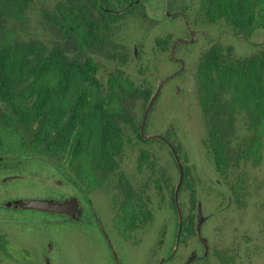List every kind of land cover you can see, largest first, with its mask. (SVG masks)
Returning <instances> with one entry per match:
<instances>
[{"label":"flooded vegetation","instance_id":"flooded-vegetation-1","mask_svg":"<svg viewBox=\"0 0 264 264\" xmlns=\"http://www.w3.org/2000/svg\"><path fill=\"white\" fill-rule=\"evenodd\" d=\"M31 1L33 0H0V46L17 44L16 39L26 35L22 33L25 32L22 21L19 29L8 25L7 21L12 14L19 17L20 12H23ZM191 1L65 0L44 14L43 24L53 28L62 38L71 40V44L66 48L47 47L41 38L31 42L40 46L41 55L48 56L51 52L59 50L68 63H81L86 69H93L95 72L94 81L87 78L83 82L87 93L83 104L84 114L89 121L91 108L98 104L97 108L108 121L109 127L88 128L86 135L91 131H119L120 139L116 145H102L111 151L109 158L106 154L99 153L93 154L96 158L92 159V145L89 143L78 146L73 144L70 148L72 136L78 131H72L68 144L59 148L60 146L54 143L43 142L38 128L28 130L25 125L19 127L18 131H14L20 137L16 140L12 137L9 127H0V264L230 263L228 258L212 246L211 230L204 226L209 219L211 222L219 219L233 204L235 184L224 188L220 178L216 177L217 185L221 183L220 188L215 189L218 203L216 209L205 213L199 200L195 211L190 209L184 214L180 193L187 172L177 147L166 139V116L162 129L164 133H150L147 127L151 111L163 89L175 97L183 94L179 77L185 71L187 63L179 51L180 48L189 47L197 38L202 37L205 43H209L205 50L217 45L222 49V57L228 62L249 58L255 54L264 58V41L257 42L252 39L257 27L264 28V18L262 24L252 25L248 30H240L225 22L223 23L226 26L222 28L216 25L220 20L206 16L203 0H197L195 6ZM61 5L66 7V15L59 11ZM262 12L264 15V11ZM176 19L182 23L181 27L185 32L171 38L170 21ZM154 24L160 25L159 29L162 31V34L155 37V41L158 46L157 55L163 59L162 63L166 69L161 70L154 55H149L148 61L155 81L150 84L144 80L141 82L142 86H137L128 73L125 61L130 55L137 62L143 60L137 37L144 33L146 27ZM139 25H143L141 30ZM209 28L220 31L213 34ZM190 29H194L195 34L193 40L188 42L184 39L189 38ZM225 35L248 43L250 49H253L252 53L235 55L233 46L220 43ZM178 37L183 40L177 43L173 57L171 50ZM127 44L131 45V48H125ZM180 44L183 46L179 47ZM202 54L195 69L201 110L199 62ZM29 60L34 62L32 57ZM181 60L184 61V67L176 72L182 65ZM155 66L158 68L160 80L174 74L163 82L142 128L148 100L158 84ZM105 69H109L107 75H103ZM262 75L264 78V72ZM117 76L122 79H116ZM92 87H98V96L91 94ZM172 87L175 89L171 90ZM192 87L191 83L190 88ZM225 92L226 90H223L216 96L209 118L217 129L216 138L222 142L220 146L227 157L220 161L216 159V145L212 144L209 131L206 141L214 170L220 175H229L234 163L229 154L228 135L232 123L238 114L244 113L249 122L252 118L251 112L245 106L238 102L231 104L234 100H240L239 98L223 95ZM69 108L73 111V104ZM0 109L7 110L1 96ZM261 112L264 113V106L261 107ZM202 113L205 119H208L203 110ZM250 129L252 131L246 135L242 142L244 146L236 159L254 157L255 160L257 155H245L244 151L256 132L260 134L259 151L264 148V123L260 131ZM56 133L57 131L50 132L52 140ZM34 136L36 141L33 140ZM150 139H157L163 146L168 147L178 172L170 197L174 213L171 223H166V216L163 221L157 219L161 211L166 209L164 202L167 177L161 179L160 174L155 177L152 162L154 144L149 142ZM166 140L174 146L184 169L183 180L177 192L178 207L176 187L179 168ZM140 143L147 144V148L140 147L139 151ZM68 150L69 159L66 161L64 156ZM134 151H139V154L134 160H127L124 153L132 155ZM36 178L52 181L51 184L47 183L49 193L34 194L19 190L22 185L30 186L33 182L43 184ZM150 188L161 194L159 200L163 202V206H158L153 194L149 193ZM192 199L191 197L193 202ZM29 217L34 220L41 217L42 220L32 224L22 222ZM140 255L145 257V261H137Z\"/></svg>","mask_w":264,"mask_h":264},{"label":"rangeland","instance_id":"rangeland-1","mask_svg":"<svg viewBox=\"0 0 264 264\" xmlns=\"http://www.w3.org/2000/svg\"><path fill=\"white\" fill-rule=\"evenodd\" d=\"M64 1L33 0L23 12L18 13L19 17H14L13 14L8 17V25L19 29L22 21L25 27V32L22 33H26V35L19 40L16 39L17 44H28L41 38L47 47L61 46L66 48L70 46L71 40L62 38L53 28L51 29L46 24H43L44 14L54 9L57 3L62 4ZM191 2L195 6L197 0H192ZM178 20L170 21L171 38L185 32L181 27L182 23ZM216 25L222 28L226 26L223 21H219ZM142 27L143 25H139V30ZM159 27L160 25L155 24L149 28L146 27L144 33L139 34L137 37L139 38L137 43L143 60L137 62L130 55L125 61L128 73L137 86H142L141 82L144 80L150 84L155 81V76L148 61L149 55H154L161 70L166 69L162 63L163 59L161 60L157 55L158 46L155 37L162 34ZM209 30L213 34H218L220 31L214 28H209ZM252 39L257 42L264 41V28L257 27ZM220 43L224 46H233L235 55H247L253 51L248 43L235 39L230 35H225ZM208 45L209 43H205V40L199 37L189 47L180 48L179 51L183 54L187 63L185 71L179 77L183 94L175 97L173 94L169 95L163 89L151 111L147 128L150 133H164L162 129L164 117L166 116V139L177 147L184 162L185 172H187L184 176L182 193H180L182 194L181 200L184 214L188 213L190 209L195 211L199 200L205 213L216 209L218 203L215 189L220 188L221 185V183L217 185L216 177L220 178L224 188H228L230 184H235L232 195L233 204L219 216V219H214L213 222L209 219L204 227L210 228L208 229L211 230L209 232L210 239L213 242L212 246L226 259L228 258L229 264H264V148L257 154L256 161L253 159L254 157L236 159L244 146L242 142L245 140L246 135L249 134V131H252L251 127H249L251 121L249 122L248 117L244 113L238 114L234 123H232L230 131H228L230 140L229 154L231 159L234 160L232 170L230 169L229 175H220L215 172L211 153L206 145L210 124L207 121L208 119H205L198 103L195 77V69L199 57ZM126 46L124 47L131 48V45L127 44ZM181 46L183 44L179 45V47ZM108 71L109 69H105L103 75H107ZM191 83L193 84L192 88H190ZM173 89L175 87H172L171 90ZM135 116L139 117L138 114H135ZM16 137L17 135H14L15 139ZM131 138L134 139L133 137ZM12 142H14L13 139ZM149 142L152 145L154 144L152 162L155 177H157L156 174H160L161 179L167 177L166 199L164 202V204L166 203V209L161 211L157 219L158 221H163L164 216H166V223H171L174 213L170 204V197L177 181L178 172L168 147L163 146L164 144L157 139H150ZM147 146V144L140 143L138 150L140 151V147L146 149ZM139 151H134L132 155L128 152L123 153L127 160H134ZM64 159L66 161L69 159V150L65 154ZM36 179L43 184L33 182L30 186L22 185L19 190L21 192H33L34 194L49 193L50 188L47 183L51 184L52 181L45 178ZM149 193L153 194L159 207L163 206V202L159 200L161 194L156 189L152 190L150 188ZM191 197L193 202L190 200ZM37 220L41 221L42 218L36 217L34 220L33 217H29V219L26 218L22 222L32 224L36 223ZM143 255L138 257V262L145 261V257H142ZM166 264L174 263L167 262ZM217 264L221 263L218 262Z\"/></svg>","mask_w":264,"mask_h":264},{"label":"trees","instance_id":"trees-1","mask_svg":"<svg viewBox=\"0 0 264 264\" xmlns=\"http://www.w3.org/2000/svg\"><path fill=\"white\" fill-rule=\"evenodd\" d=\"M203 8L209 18L231 24L240 30L262 24L264 18V0H203ZM59 11L67 14L63 5ZM61 54L56 50L48 56H42L40 46L36 43L0 46V96L7 107V110L0 109V127H9L12 137L17 135V140L20 137L14 131H18L19 127L25 125L28 130L38 128L43 142L54 143L59 148L68 144L72 131H78L75 145L89 143L92 145V156L104 153L109 158L111 151L103 146L116 145L120 139L119 131H91L86 135L88 128L109 127L108 121L97 108L98 104L91 108L89 121L84 114L83 104L87 93L83 82L87 78L94 81L95 72L86 69L81 63H68ZM223 59L222 49L212 45L205 50L199 62L200 103L208 117V131L212 136V144L216 145L214 154L218 161L227 156L221 149L222 142L216 138L217 129L209 113L216 96L223 90H226L223 95L240 99L232 101V105L238 102L251 112L249 127L260 131L264 123V113L261 112L264 106V58L255 54L237 61ZM116 79L122 77L117 76ZM90 90L92 95H99L98 87ZM72 104L73 111L69 108ZM51 131H57L53 140ZM260 145V134L256 132L251 142L246 144L244 154L257 155Z\"/></svg>","mask_w":264,"mask_h":264},{"label":"water","instance_id":"water-1","mask_svg":"<svg viewBox=\"0 0 264 264\" xmlns=\"http://www.w3.org/2000/svg\"><path fill=\"white\" fill-rule=\"evenodd\" d=\"M194 34H195V30H194V29H190V36H189V38H188V39H184V40H186V41H188V42L192 41L193 38H194ZM180 40H183V38H182V37H178V38H176L175 41H174V45H173L172 50H171V54H172L173 57H174V50H175V48H176V45H177V43H178ZM181 61H182V65H181V67H180L176 72L182 70L183 67H184V61H183V60H181ZM154 71L156 72V76H157V78H158V84H157L156 89H155L154 92L151 94V96H150V98H149V100H148V103H147V106H146V110H145V113H144V116H143V120H142V128H143L144 121H145V119H146V116H147V114H148V112H149V110H150V107H151L152 103L155 101L156 97H157L158 94L160 93V90H161V87H162L163 82L166 81L169 77H171V76L174 74V73H172V74L168 75L167 77L163 78L162 80H160L159 72H158V68H157L156 66L154 67ZM141 133H142V135H143V131H141ZM151 136H156V135H151ZM75 137H76V133H74V135L72 136V139H71V142H70V148H71V147L73 146V144H74ZM144 137H147V136H144ZM166 141H167V143H168V144L170 145V147H171L172 153H173V155H174V157H175L176 163H177L178 168H179V181H178V184H177V187H176V206L178 207L177 192H178L179 186L181 185V182H182V180H183L184 169H183V164H182V162H181V160H180V158H179V156H178V154H177V152H176L174 146H173L168 140H166ZM43 205L45 206V204H43ZM180 222H181V221H180Z\"/></svg>","mask_w":264,"mask_h":264}]
</instances>
